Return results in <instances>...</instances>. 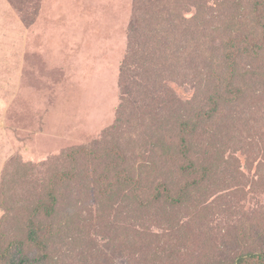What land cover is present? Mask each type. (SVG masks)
<instances>
[{"label": "rangeland", "instance_id": "rangeland-1", "mask_svg": "<svg viewBox=\"0 0 264 264\" xmlns=\"http://www.w3.org/2000/svg\"><path fill=\"white\" fill-rule=\"evenodd\" d=\"M237 1L249 19L264 20V0L255 14L251 4L261 0H184L179 14L198 18L189 36L165 41L156 63L151 39L149 55L139 52L124 78L138 0H0L4 249L15 255L22 241L25 254L37 257L26 223L34 207L56 197L50 264H237L264 251V81L233 105L232 97L218 109L209 103L212 60L218 65L223 56L229 25L244 36L252 25ZM249 64L258 66L242 62ZM210 109L200 135L184 144L188 157L167 163L178 123ZM73 148L91 152L77 159V180L52 181L72 169L64 158ZM191 163L214 172L186 176L180 167ZM133 177L144 179L138 194L145 206L133 200L130 182L112 196L99 193ZM168 194L181 203L147 204Z\"/></svg>", "mask_w": 264, "mask_h": 264}, {"label": "trees", "instance_id": "trees-1", "mask_svg": "<svg viewBox=\"0 0 264 264\" xmlns=\"http://www.w3.org/2000/svg\"><path fill=\"white\" fill-rule=\"evenodd\" d=\"M167 1L168 4L164 3L163 0H156L154 3H151L150 0H138V7H135L137 8V14L129 29L127 54L124 61L125 64L124 66H122L121 71L123 77H126L127 71H130L127 64L132 62V59L136 55H138L139 52H142L141 59L146 58V55H149L147 46L148 41H150L151 39L156 42V45L155 47H153V52L150 53L149 56L154 57L156 59L154 63H156L157 59L158 61L159 59H161L160 55L164 54L162 48L165 41H172V45H176L179 37L185 39L189 36L190 33H187L190 29L189 25L190 23L198 19L197 16H193L192 18L188 19L185 16L179 14L182 10L180 8L184 5L182 4V1L184 3V0H174L172 2H170L169 0ZM191 1L192 0H187V3ZM262 1L263 0L256 2L254 1L251 4L252 12H250V14L260 12V9H258V7H261ZM236 3L234 4L237 7V11H239V9L240 11L244 10L246 19H249V17L247 16L248 9L243 8V4L240 1H237ZM141 8H143V11ZM140 16L143 17L139 19ZM249 20L251 21L252 25L250 27V31H248V34L246 36L243 35V30H241L240 27L236 28V24L231 22V25L229 26L232 30V37L229 38L226 43H224L222 58H220V60L218 61V65L215 64V60H212V64L214 66L213 74L215 75V81L208 86L212 88V93L209 97V103H211L210 105L216 106L217 109L222 106L221 101H231V99H228L227 97H232L233 103H231V105H233L234 103L242 99L247 93H250L252 89H254L255 85L260 83V80L264 81V62L262 56L260 55V53L264 51V36L262 38V35L264 34V20L257 17L255 20L253 19V21L251 19ZM181 23H184L185 25H187V27L180 30ZM260 33L261 35H259ZM193 36L194 32L191 33V37ZM254 39H256V41ZM140 40H143V42ZM136 47H139V51H136ZM244 59H247L253 63H258V66L255 67L254 65L249 64L247 67H244L242 66V62L244 61ZM158 65L159 64H157V66ZM210 80H213L212 76H210ZM223 89L225 90L224 94H220V91ZM120 108L122 109V105ZM123 108H125V106H123ZM212 114V109L208 111L206 110L204 113L196 117L185 118L184 120H181V123H178L179 130L176 140L179 141H177L176 143L174 141H170L169 145H171V153L167 155L163 153L165 161L167 163L175 162L178 155L183 160L184 157H188L187 153L189 152V150L186 146L188 145V139L190 137L192 138L194 136L197 137L200 135L197 132V127L200 125V123L202 124L203 122L211 119ZM113 129H116V126ZM170 137L173 138L172 136ZM120 150L121 149L119 148V152L123 155L124 153H122ZM164 152L167 153L166 150H164ZM90 153V151L82 148H73L66 154L64 158L72 163V169L60 171L59 173L54 174L52 181H56V183H59L61 181H68L67 183L71 184L74 183L77 180V159L85 155H90ZM217 166L218 167L216 168L218 171L221 167H219V165ZM180 169L186 176L192 175V173H194V171H196L197 169L201 170L203 174H205L204 177H207L209 174H213L214 172L213 170V172H210L209 167H207L206 165H202L197 168L195 167L194 163H191L187 167H180ZM129 182L131 185H133V200L137 201L141 206H145L146 203L143 199H141L139 195L140 193L138 192L141 184H143L144 182V179L141 177H133L131 180L122 179L114 184L112 188H110L109 185L105 190L100 189L99 193L103 197L112 196L116 185H118V187L122 186L123 188L124 186L129 184ZM100 184H103V181ZM52 192H54V189H52ZM154 198L155 199H150L147 204L153 203L157 201V199L166 198V202L176 205L181 203L182 199L181 196L175 198L174 196H171L169 194L167 196L156 195ZM56 204V197L54 200H52V202L51 199L50 202L42 201L38 206L32 209V215L29 217L26 223V240L28 244L36 248L39 255L34 259L29 258V256L25 254V244L22 241L18 244L15 255H11L8 249H4L2 245V239L0 237L1 261L5 262L6 264H50V262H52L53 257L50 253V245L52 243V239L56 236V226L54 223H50L49 219H55L59 213ZM67 216L69 219L72 218V215H70L69 213L67 214ZM150 246L151 243L148 242L147 238L145 246L142 248L145 249L149 248ZM237 264H264V251H262L260 254L241 256L238 259Z\"/></svg>", "mask_w": 264, "mask_h": 264}]
</instances>
